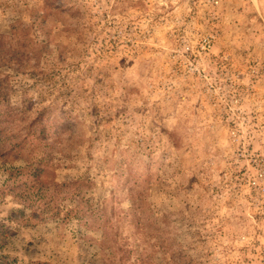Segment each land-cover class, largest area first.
I'll list each match as a JSON object with an SVG mask.
<instances>
[{"label": "rangeland", "instance_id": "obj_1", "mask_svg": "<svg viewBox=\"0 0 264 264\" xmlns=\"http://www.w3.org/2000/svg\"><path fill=\"white\" fill-rule=\"evenodd\" d=\"M0 264H264V0H0Z\"/></svg>", "mask_w": 264, "mask_h": 264}, {"label": "trees", "instance_id": "obj_2", "mask_svg": "<svg viewBox=\"0 0 264 264\" xmlns=\"http://www.w3.org/2000/svg\"><path fill=\"white\" fill-rule=\"evenodd\" d=\"M33 124H35L37 127H45V125H42V122L40 121V115L36 119H34V121H32V123H30V125H33ZM40 133L44 134L45 131L42 129L40 131ZM38 162H40V161H38ZM38 162H36L34 165L30 166V170H29L28 174L37 177V176H40L42 174V172H44V170L40 166L37 165Z\"/></svg>", "mask_w": 264, "mask_h": 264}]
</instances>
